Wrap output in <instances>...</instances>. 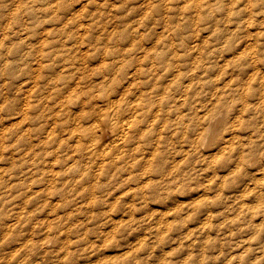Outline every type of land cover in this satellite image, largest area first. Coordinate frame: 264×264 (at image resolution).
Instances as JSON below:
<instances>
[{
  "label": "bare ground",
  "instance_id": "bare-ground-1",
  "mask_svg": "<svg viewBox=\"0 0 264 264\" xmlns=\"http://www.w3.org/2000/svg\"><path fill=\"white\" fill-rule=\"evenodd\" d=\"M31 1L12 3L8 11L18 22V14L27 13L31 23L22 22L25 27H37L44 16ZM133 2L129 13L138 15V21L131 19L128 28L129 15L120 18L122 28L116 36L123 40L108 43L109 60L96 69L82 64L80 75L70 83V76L52 73L51 62L41 71V81L33 79L28 88L29 80L23 79L30 50L23 51L24 42L11 43L12 27H0V264H9L8 259L19 253L44 256L39 264H47L51 255L58 256L52 264L70 262L79 243L72 244L69 234L85 227L77 213L83 205L101 203L95 197L99 189H171L198 177L206 162L217 157L223 174L243 168L248 174L252 171L249 180L254 169L264 165V42L253 41L249 29L219 23L211 5L195 12L212 27H190L193 18L188 16L184 24L158 29L148 27L147 18L159 6L153 0ZM60 3L63 14L74 6ZM6 14L0 10V18ZM71 16H63L54 27L56 34L71 36L63 28L72 23ZM52 18L59 19L57 14ZM87 40L96 48L101 44L93 33ZM52 46L64 51L61 44ZM70 54L73 62L76 53ZM228 64L231 71L221 72ZM27 66L34 70L33 63ZM93 75L96 79L84 84ZM57 81L63 86L51 85ZM32 121L41 122L36 131H45L38 141L30 138L36 131L31 134L25 124ZM57 164H66L65 170L58 171ZM68 173L78 174L77 179ZM238 182L230 187L220 211L202 204V264H264V201L258 192L259 203L237 201L256 187L244 179ZM207 195L201 186L187 200L195 205ZM45 201L58 215L49 219L39 214L30 221L27 207ZM65 209L70 211L59 213ZM112 219L102 227L106 222L113 226ZM65 220L73 223V231L65 227ZM91 232L97 234L98 229Z\"/></svg>",
  "mask_w": 264,
  "mask_h": 264
},
{
  "label": "rangeland",
  "instance_id": "rangeland-1",
  "mask_svg": "<svg viewBox=\"0 0 264 264\" xmlns=\"http://www.w3.org/2000/svg\"><path fill=\"white\" fill-rule=\"evenodd\" d=\"M17 1L20 0H0V10H7V14L0 18V27L4 25L12 27L8 32L11 43L24 42L22 44L23 51L30 50V55L26 56V62L27 64L28 62L33 63L34 70L26 64L25 70L28 72H26L24 79L22 78L23 81L29 80L28 88L33 84L31 81L35 78L39 79L41 71L51 62L54 63L52 73L56 75L63 73L70 76L69 83L75 81L77 76L80 75L79 69L82 64L87 68H98L102 61L109 60L107 58L110 52L106 49L108 43L117 44V42L120 43L123 40L121 36H116L119 29L122 28L119 27L123 23L120 18L123 15L126 17L129 15L126 23L128 28L132 26L131 19L138 21L139 18L138 15L135 16L132 12L129 13L128 7L134 5L133 0H87V2L86 0H32L31 2L40 9L44 16L37 27H25L22 22L31 23V17L27 13L20 12L18 14L20 22H18L8 12L11 8H14L12 3ZM62 1L65 2V5H74L67 9L64 14L59 7V5H62L60 3ZM153 3L157 4L160 9L147 18V22H150L148 27L167 29L184 24L188 16L193 18L190 27L196 29L212 27L213 23L211 21L197 19L199 13L196 14L195 12V8L202 11V9L211 5L215 7L213 14L218 17L219 23L225 27L249 29L253 33V36H251L253 41L257 39L259 45L264 42V0H153ZM75 9L76 11H74ZM229 11L232 13L230 14ZM53 14H57L59 19H49L50 15ZM70 15H72V23L63 28L70 31L71 36L56 34L54 27L61 24L63 16L69 17ZM144 17L142 21L145 22ZM23 28H25V32ZM72 32L74 36H72ZM90 33H93L101 42V44H98V48L88 44L87 37ZM38 38H40V41L42 40L41 45L34 44ZM52 38H55L53 43L50 41ZM95 42L96 40L90 41V44ZM57 43L64 47V51H57L53 48L52 44ZM65 45L70 47L65 49ZM87 48L89 55L88 58H84L85 52L83 53V51ZM73 51L76 53V59L71 62L68 59L72 56L70 53H73ZM47 52H50V57L46 55ZM36 63L39 68L34 66ZM76 66H79V68H76ZM232 68L233 66L228 64L226 69L221 70V72H230ZM96 77L97 75H93L89 79L87 78L84 84H91V81L95 80ZM39 81H41V78ZM63 84L61 81H57L56 84L55 82L51 83V85L61 87ZM67 88H64V90ZM23 91L24 88L22 93L19 92L20 97L24 96ZM45 91L52 93L54 90L45 88ZM76 108L72 105V109ZM46 114L48 116L51 113L46 112ZM245 117L247 115L243 116L244 119ZM40 123L32 121L25 124H27L30 133L33 134ZM65 124H69V121ZM44 129H48L46 125ZM62 132L64 131L62 130ZM44 134L45 131L41 129L31 135L30 138L38 141ZM71 143L68 141L69 146ZM68 154L69 151L67 155L64 154L65 157ZM45 156H47V153L44 154ZM66 164L62 167L57 164L56 169L58 171L65 170ZM256 168L253 171L255 173L253 180H249L252 171L248 174L243 168L223 174L222 163L217 157L206 162L198 177L180 182L178 185H175V183L171 189H145L143 192L135 187L123 191L118 190L120 192L112 186L102 190L99 189L95 197L101 199V203L96 204L93 202L89 206L83 205L81 208L83 211L77 213V216L84 220L85 225L83 227H85L78 233L70 232L72 244L75 242L79 244L75 246L77 250L74 249V252H76L75 257H71L74 259L73 262L69 258L70 262L63 264H195L193 261L190 262V259L193 258L201 260L202 264V225H199L202 218V204L211 205L215 212L220 211L219 206L227 199L225 196L230 194V187L237 185L241 179L256 184V187L246 191L244 197L237 196V201L245 200L259 203L258 198L255 197V192H258L262 201H264V165L260 167L258 165ZM67 176L73 180L77 179L78 174L68 173ZM201 186L206 188L208 197L205 196L202 198L203 200L200 199L198 205L195 203V208V205L188 201L190 198L187 195L191 192L194 193ZM156 197L157 199H155ZM85 201L86 198L83 197L82 203ZM27 210L32 217L30 221H33L39 214L47 215L49 219L58 215L48 201L31 202ZM69 211V209L60 210L59 213L65 214ZM112 217V220H114L113 226L110 222H106L103 228L104 221ZM161 217L166 218L168 221L157 223ZM64 225L73 231L71 221L65 220ZM94 228L98 229V235L91 232ZM86 229L89 231L86 232ZM87 236L92 240L89 241ZM49 245L51 246L52 243L49 242ZM51 256L46 259L47 264L50 262L51 264L55 263L54 260L58 259V256ZM62 257L63 254L60 255V258ZM43 259L44 256L39 254L28 257L19 253L8 260L9 264H39Z\"/></svg>",
  "mask_w": 264,
  "mask_h": 264
}]
</instances>
